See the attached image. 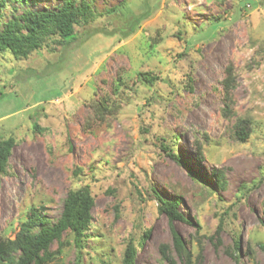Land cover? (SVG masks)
<instances>
[{
  "label": "rangeland",
  "instance_id": "rangeland-1",
  "mask_svg": "<svg viewBox=\"0 0 264 264\" xmlns=\"http://www.w3.org/2000/svg\"><path fill=\"white\" fill-rule=\"evenodd\" d=\"M91 1L71 42L52 35L24 59L0 51V137L16 139L0 236L32 208L55 221L87 185L84 247L65 232L49 264H123L129 241L136 264H170L163 250L175 264H264V0ZM153 188L186 219L161 213Z\"/></svg>",
  "mask_w": 264,
  "mask_h": 264
},
{
  "label": "trees",
  "instance_id": "trees-1",
  "mask_svg": "<svg viewBox=\"0 0 264 264\" xmlns=\"http://www.w3.org/2000/svg\"><path fill=\"white\" fill-rule=\"evenodd\" d=\"M10 1L0 0V51H8L17 59L27 58L32 51L41 48L44 41L52 35H58L61 43L71 42L76 37V25L82 19L93 17L97 12L91 0H61L42 9L25 7L20 12L16 11L8 16L5 8ZM30 1L32 0H19L23 6ZM142 75L152 84L153 77L145 73ZM34 126L37 128L36 123ZM236 134L245 141L250 136V129L245 123H241ZM15 144L16 139L13 136L0 137V175L7 172L9 157ZM175 158L177 159V156ZM216 174L221 177L219 171ZM220 180L218 184L224 186V182ZM152 191L161 213L168 215L171 221L186 219L178 210L180 201L176 197L167 199L154 188ZM94 204V196L89 186L85 185L67 192L60 215L55 221H50L45 212L32 208L27 217L20 222L13 238L0 236V264H49L55 257L50 250L51 245L61 240L65 232L72 233L75 244L80 248L84 247L83 242L91 229ZM148 236L149 233H146L145 237ZM173 239L178 253L183 257L187 255L183 241L175 230ZM260 246L264 249V243ZM138 249L134 241H129L124 249L122 263L136 264ZM162 255L170 264H175L174 259L164 250ZM186 257L189 260V257ZM76 264H83L82 259Z\"/></svg>",
  "mask_w": 264,
  "mask_h": 264
}]
</instances>
